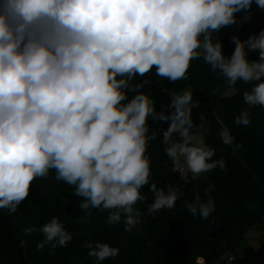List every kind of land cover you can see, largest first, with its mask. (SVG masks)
Instances as JSON below:
<instances>
[{
    "label": "clouds",
    "instance_id": "clouds-1",
    "mask_svg": "<svg viewBox=\"0 0 264 264\" xmlns=\"http://www.w3.org/2000/svg\"><path fill=\"white\" fill-rule=\"evenodd\" d=\"M253 2L264 10V0H0V209L16 212L33 181L55 170L83 198L82 212L108 210L109 224L123 218L131 231L151 173L149 118L170 121L165 152L193 178L217 163L223 168L213 149L195 142L203 125L192 120L193 92L172 93L157 111L138 78L154 70L169 81L186 79L190 62L203 58L230 85L252 84L244 102L264 107V29L246 40L234 35L230 57L213 35L236 25L235 14ZM248 50H259V59L250 61ZM234 123L249 125L248 110ZM219 135L225 144L235 139L227 128ZM150 190L149 211L174 207V193L155 184ZM214 210L211 199L189 206L203 219ZM39 231L38 248L71 239L55 217ZM86 247L97 264L119 251L99 241Z\"/></svg>",
    "mask_w": 264,
    "mask_h": 264
},
{
    "label": "trees",
    "instance_id": "trees-1",
    "mask_svg": "<svg viewBox=\"0 0 264 264\" xmlns=\"http://www.w3.org/2000/svg\"><path fill=\"white\" fill-rule=\"evenodd\" d=\"M249 17L236 31L213 33L221 40L225 55L230 57L235 50L234 35L246 40L264 29V12H253ZM247 58L258 60L259 50H248ZM186 76L169 81L156 77L153 70L138 78L143 83L138 91L153 97L160 111L172 93L191 90L192 120L197 126L203 125L194 134L204 135L203 145L214 150L212 161L223 160L224 167L217 163L196 178L190 174L183 179L165 152L162 131L170 121L149 118L150 133L156 134L146 151L151 173L149 184L140 189L144 199L135 205L140 212L139 223L131 231L126 230L123 218L109 224L108 210L90 208L82 212L79 205L83 198L74 194L75 187L57 181L55 170H50L46 177L33 181L28 197L16 212L0 209V264H97L86 247L97 241L119 250L103 264H215L226 254L233 257L234 248L264 215V107H250L244 102L243 94L252 84L237 81L230 85L203 58L190 62ZM245 109L249 125H236L235 118ZM225 128L235 137L232 144H225L219 135ZM152 184L165 192L172 185L178 187L174 207L149 211L154 202ZM197 198L201 203L211 199L215 204L207 219L189 211ZM53 217L63 224L71 239L65 246L46 244L38 248L44 240L39 229ZM30 228L34 230L28 233ZM243 256H239L243 259L239 264H264V243L255 251L246 248Z\"/></svg>",
    "mask_w": 264,
    "mask_h": 264
},
{
    "label": "rangeland",
    "instance_id": "rangeland-1",
    "mask_svg": "<svg viewBox=\"0 0 264 264\" xmlns=\"http://www.w3.org/2000/svg\"><path fill=\"white\" fill-rule=\"evenodd\" d=\"M256 13V12H264V10L257 7L255 2H253L251 9L248 12L241 11L236 13L237 16V23L236 25L232 26H225L221 30L224 31H236L239 27L238 23H242L244 20V17L248 15V13ZM196 143L203 144L204 143V135L202 133L196 134ZM182 166V165H181ZM179 166V167H181ZM191 172L187 169L185 166V170L181 173V177L185 180H187L190 176ZM178 191V187L175 185L170 186L169 192L176 193ZM264 243V215L262 217V220L259 222V225L256 227L250 229L246 237L239 242V244L234 248V253L232 252L233 259L231 260V257H229L228 254L221 257L220 260H218L215 264H239L243 259L239 258V256H243L245 253L246 248H251L252 250H258ZM239 255V256H238ZM244 257V256H243ZM203 261L198 262V264H202Z\"/></svg>",
    "mask_w": 264,
    "mask_h": 264
},
{
    "label": "built area",
    "instance_id": "built-area-1",
    "mask_svg": "<svg viewBox=\"0 0 264 264\" xmlns=\"http://www.w3.org/2000/svg\"><path fill=\"white\" fill-rule=\"evenodd\" d=\"M238 24H240V23H238ZM175 170L176 171H178V172H180V173H182L184 170H185V166L184 165H182L181 167H177L176 165H175ZM233 258L231 257V260H232Z\"/></svg>",
    "mask_w": 264,
    "mask_h": 264
},
{
    "label": "crops",
    "instance_id": "crops-1",
    "mask_svg": "<svg viewBox=\"0 0 264 264\" xmlns=\"http://www.w3.org/2000/svg\"><path fill=\"white\" fill-rule=\"evenodd\" d=\"M251 13H248V15L247 16H249ZM244 21V20H243Z\"/></svg>",
    "mask_w": 264,
    "mask_h": 264
}]
</instances>
